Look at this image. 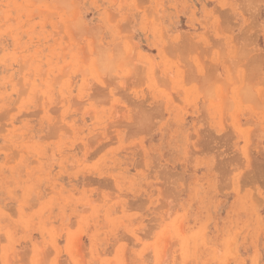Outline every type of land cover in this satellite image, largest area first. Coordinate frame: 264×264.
<instances>
[{
	"label": "rangeland",
	"instance_id": "obj_1",
	"mask_svg": "<svg viewBox=\"0 0 264 264\" xmlns=\"http://www.w3.org/2000/svg\"><path fill=\"white\" fill-rule=\"evenodd\" d=\"M0 264H264V0H0Z\"/></svg>",
	"mask_w": 264,
	"mask_h": 264
}]
</instances>
